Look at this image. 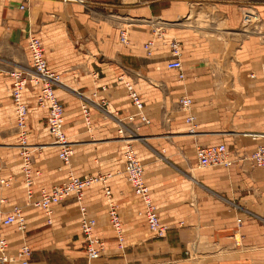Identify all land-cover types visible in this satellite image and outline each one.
<instances>
[{
  "label": "crops",
  "instance_id": "obj_1",
  "mask_svg": "<svg viewBox=\"0 0 264 264\" xmlns=\"http://www.w3.org/2000/svg\"><path fill=\"white\" fill-rule=\"evenodd\" d=\"M242 4L255 8L256 23L264 19V0H0V176L8 174L7 144L12 145L16 136L10 72L31 65L27 35L32 32L42 43L48 66L60 75L61 83L54 90L65 104L64 130L73 140L86 138L88 132L79 95L90 97L96 92L99 100L106 99L109 113L125 117L135 108L124 81L133 84L150 120L140 129L157 147L165 149V159L152 161L156 163L155 192L162 195L169 208H175L170 187L182 182V178L185 182L191 178L189 170L197 162L195 147L225 143L234 153L235 163L230 167H208L192 176L197 187L196 203L202 212L199 228L213 246L202 257L209 258L210 264H236L234 253L239 252L244 264H264V168L252 167L249 161L242 160L264 143V35H260L259 28H253L256 23L243 24L237 8ZM196 6L199 8L195 13L207 18L208 24L198 29L173 28L185 31L181 34L185 40H180L185 77L178 80L177 72L166 68L171 57L168 41L157 36L156 30L163 29L165 36L172 22L190 15ZM239 23L241 32L236 30ZM125 25L129 26L128 45L118 38ZM263 25L264 20L259 27ZM152 38L153 54L147 56L143 44ZM36 91L31 84L24 91L29 132L45 129L43 109L34 100ZM182 95L192 98L193 123L186 121L187 113L178 102ZM62 98L67 101L63 103ZM95 126L101 135L88 144L111 142L116 126L103 118ZM85 158L90 161V157ZM138 158L141 161L139 155ZM58 159L54 150L39 153L36 191L65 178ZM18 173L14 170V184L21 180L24 183ZM144 178L148 184L145 171ZM109 185L114 195V181L110 180ZM150 189L153 194L151 186ZM10 190L0 189V196L7 200L0 204V220L13 204H19L26 216L27 233L34 229L43 242L69 241V235L56 231L53 225L61 215L58 207L48 224L41 219L42 210L24 206V191L15 190L13 195ZM130 193L118 199V212L125 239L139 242L148 227L145 219L138 221L137 211L143 206L139 200L133 203ZM33 210L41 213L37 217L40 221H31ZM237 218H241L239 225ZM160 221L167 226L161 218ZM14 231L12 226L2 229L11 254L16 253L21 242L18 239V244L12 243L18 238ZM236 233L241 236L239 246L234 242ZM175 249L171 248L173 258L177 257Z\"/></svg>",
  "mask_w": 264,
  "mask_h": 264
},
{
  "label": "rangeland",
  "instance_id": "obj_2",
  "mask_svg": "<svg viewBox=\"0 0 264 264\" xmlns=\"http://www.w3.org/2000/svg\"><path fill=\"white\" fill-rule=\"evenodd\" d=\"M197 8H199V6L193 8L194 12H191L190 15L184 14L183 16L179 17L174 22H172L170 26L172 27V29L168 30L165 36L161 33L164 30L161 29L160 31L161 36H163V38L166 37L168 41L170 52L171 43L177 45L180 53V59H182L180 40H185V35L183 37L181 34L185 33V31H180V29L174 30L173 28L190 26L194 29H198L204 24H208L207 18L205 19L200 14L195 13ZM237 8L239 10V15L242 21L243 6L238 5ZM252 9L255 11L254 7ZM262 20L264 19H262L261 17V20L257 23L254 22L256 24L253 25L254 29H260V35H264L262 34L264 33V25L262 27H259V25L262 24ZM123 28L129 30L128 25H125ZM236 30L237 32H241L243 30V27L240 25V23L238 24ZM237 47L240 46L237 45ZM183 64L185 67V62H183ZM59 83H61L60 79L59 82L53 85V89H55L56 85H58ZM79 96L80 107L84 102L89 103L91 123L90 125H87L85 123L86 126H84V128L88 129V132L86 134L87 137H84L80 140H73V138L71 137L72 135L69 134L67 130H64L68 140L73 145L75 156L73 155L74 158L72 157L71 163L68 166L63 165L60 159H58L60 169L64 172L65 178H60L58 181H55L54 184H60L64 182L66 179L67 172L69 170H71L73 174L78 175L80 177H84V175L90 174H111L109 181H114L115 193L113 195V200L117 204L118 208V199L123 198V196L127 195V193H130V185L124 173V163L122 159V152L125 149L127 143H129L135 149L137 155H139V157L141 158V163L143 164L145 169V176L146 179H148V185L152 188L153 200H156L155 204L157 206L160 218L161 220H163V222L167 224L168 230L165 236L156 237L154 234L152 235V232L150 233V231H148L149 229L147 230L146 228L144 239L139 242L125 239L123 231V238L122 240H120L108 220V205L103 195L102 184L95 183L86 190L85 197L87 196V200L84 202L87 206L89 214L96 218L97 223L94 227L93 233L94 235H96V237L100 238V241L102 242L100 255L92 260H89L86 257V245L84 241V236L81 233L80 229L78 206L72 199H68L62 204L54 205L53 211L54 208L58 207L62 216L58 213V215H60V219L58 218L56 220H53V225L56 231L59 230L61 234L69 235V241L43 242L42 239L40 240L38 237H36L37 235H35L36 231L34 229L30 230L28 233H26V239L31 248V257L29 264H210L209 258H203L202 253H207V251L213 246L211 245L212 243L207 240L205 234H202L199 228V225L202 221V212L196 203L197 187L194 177L192 178V176L196 175L199 171L208 167H199L196 162V164H194V166L189 170V175L191 176L189 181L185 182L182 178V182L177 181L173 186L170 187L169 191L172 198V204L175 206V208H169V206L163 202L162 195L157 194L155 192L154 179L156 163L152 161L153 158L157 159L159 157L161 159H165V149L162 147H157V145L154 144L153 140H149L147 136L143 135V130H141L140 128L142 126L147 125L132 124L124 119L126 116L121 117L116 115L115 113H109L106 110L107 102L103 104L101 100L97 98V96L92 95L90 97L84 98L81 95ZM34 100L36 103V96ZM62 101L64 103V101L66 102L67 100L63 99ZM36 105L38 108L43 109L41 115H44L42 116V118L44 119L45 129L42 127V129L38 128L33 129L30 132L27 131V141L31 147L30 150L32 152L34 162L33 168L35 170H38L35 164H38L37 160L39 153L41 151H44L45 155L46 153L49 154V152L54 150L57 154L58 149L46 130L47 112H45V110L47 111V107H39L37 103ZM62 105L64 108L65 104ZM102 118L116 126L114 136L110 138L112 140H109L111 141L109 143L90 145L88 143L91 142L92 139L101 135L100 132H98L97 130L98 128H95V125H97L98 122L102 123ZM119 119H123L121 121L122 125L124 126L123 134H120L118 132L120 128ZM97 120V124L94 125L92 122ZM13 131L16 135L15 138L12 140L14 142L12 145L7 144V159H9V162L7 161V175L12 176L11 185L8 188L11 189L10 191L13 192V195L15 194V190H18L20 192L24 191V193L22 192V194H24L25 200V184L23 183V181L21 180V182L14 184L16 180L14 177V170L15 172H19L17 177H20L22 175V157L20 155V148L18 146L19 139L17 134L16 121L14 124ZM125 138L129 139V141H125ZM51 146H54V149ZM85 157H90V161H87V158ZM37 175H40V171ZM130 196L131 201L133 203L138 204V197L136 195L135 196L137 198L134 197L131 193ZM39 213L40 212H38L37 210H33L31 212L29 217H31L32 222L40 221L37 220L40 217ZM137 217L138 221L145 219L142 212V208L137 211ZM41 219L45 221L47 217L44 215V217H42ZM14 232V234H17L14 236L18 238L12 239V243L18 244L20 242V240L18 239H21V235L16 231ZM172 247H174V249L176 248V258L170 256ZM63 252L65 254H63ZM13 254L15 253H12V255ZM234 254L236 256L235 259H237L236 264H244L243 256L240 255L239 252H235ZM41 261L43 263H39ZM12 264L18 263L13 262Z\"/></svg>",
  "mask_w": 264,
  "mask_h": 264
},
{
  "label": "built area",
  "instance_id": "obj_3",
  "mask_svg": "<svg viewBox=\"0 0 264 264\" xmlns=\"http://www.w3.org/2000/svg\"><path fill=\"white\" fill-rule=\"evenodd\" d=\"M67 2H76L80 0H63ZM242 22L249 25L258 20V15L251 5L242 4ZM24 8V5H20ZM156 35L161 36L160 29L156 30ZM119 41L128 45L129 31L121 28L119 31ZM154 39H149L143 44L147 56L153 54ZM27 46L30 53L31 65L27 68H15L10 72L12 86L10 94L15 110V121L19 139L20 155L22 157L21 171L25 184V206H31L40 209L47 217V222H52L54 205L62 204L68 199H72L78 206L79 221L81 233L84 236L86 245V257L89 260L95 259L100 255L102 242L100 238L94 235L96 218L89 214L85 205L86 190L95 183L102 184L103 195L108 205V220L113 227L114 232L120 240L123 238V226L117 204L113 200V192L109 185L111 174H90L79 177L73 174L71 170L67 172L66 179L60 184H55L50 188L40 187L37 191L34 188L35 176L39 174L38 170L33 168V156L30 145L27 141V120L28 108L24 100V91L28 84L36 88V103L39 107H47V131L57 147V156L65 166L70 165L74 155V148L68 140L64 131L65 115L62 103L58 100L53 85L59 82V74L50 69L44 54V48L40 39L32 32L27 35ZM170 59L166 62V68L177 72L178 80H183L185 75L183 65L180 59L179 49L176 44L170 45ZM127 95L131 100L135 112L129 114L124 119L132 124H148L150 122L144 110V103L130 81H124ZM96 96V92L93 94ZM105 104L107 101L101 99ZM179 104L183 111L187 113L186 121L194 122L192 111V98L189 95H182L179 98ZM81 111L85 123L90 125L91 115L89 103L84 102L81 105ZM119 119L120 128L118 132L123 134L124 126ZM193 131V129H191ZM126 139V138H125ZM125 141H129L126 139ZM197 165L199 167L223 166L230 167L235 163L234 153L225 143L213 145H198L195 149ZM124 163V173L126 179L132 188L133 193L138 197L143 208L142 212L145 217L147 227L156 237L166 235L168 227L160 221L156 204L154 203L151 189L144 178L143 164L141 163L135 149L127 143L122 152ZM242 160H247L252 167L264 168V143L259 144L252 152L245 154ZM0 165V171L2 170ZM12 176H0V189H6L11 185ZM5 197H0V204L5 203ZM237 224L241 223V218H237ZM13 226L14 230L21 235V242L15 254L9 252V242L7 237L2 233L3 227ZM27 223L23 206L13 204L11 209L4 214L0 220V264H29L31 257V248L26 239ZM234 236L235 245L241 244V236L236 233Z\"/></svg>",
  "mask_w": 264,
  "mask_h": 264
}]
</instances>
